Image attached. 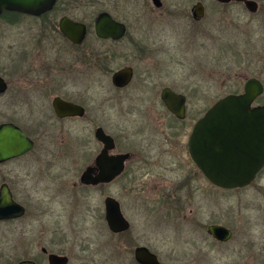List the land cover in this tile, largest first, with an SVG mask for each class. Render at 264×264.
<instances>
[{
	"label": "flooded vegetation",
	"instance_id": "flooded-vegetation-1",
	"mask_svg": "<svg viewBox=\"0 0 264 264\" xmlns=\"http://www.w3.org/2000/svg\"><path fill=\"white\" fill-rule=\"evenodd\" d=\"M253 1L257 3V9L253 12L249 11L244 3L230 2L225 4L218 0H180V2L176 0H158L157 2L154 0H56L50 10L39 15L4 10L0 14V20L10 28L15 29L26 24L27 34L19 43V47H23L21 51L17 50L15 53L2 55L0 44V127L10 125L21 129L27 138L33 142L34 147L25 155L0 162V194L5 187L14 202L25 209L23 216L0 220V223L16 222L26 218L29 212L28 207L32 206L30 203L32 199L23 201L19 197L16 189L18 183L17 169L10 168L7 170L8 172L2 173V167L24 157H30L31 163L28 164V167L32 168L34 156L40 160L39 155L40 157H44V155L47 157L48 153L45 152L50 151V149L42 148L40 145L42 138H45L42 129L45 128L48 132L54 131L56 133L59 128V134L63 132L71 134V131H74L82 134L84 140L82 137L67 136L68 141L61 146L60 154H54L51 151L52 159H59L64 166L65 164L75 166V170L83 166L82 161H90L81 171L80 184L74 183V187L78 190L73 191L75 194L74 198L72 197L73 200H78L76 195L78 196L80 192V196L88 199L95 192H103L105 189L107 191L123 179L131 185L130 188V185H125L127 191L134 193L133 182L136 180L137 173L149 174L153 170L149 168L150 164L146 151L158 149L159 145L156 146V144L159 143L161 151L155 156L156 152L154 156L158 160L160 159L161 164H164L159 167L161 172H167L176 166L178 170L184 173L187 171H191V173H188V176L184 175L185 177L180 179V182L170 183L168 188L164 189L163 192L160 191V195L154 199L153 203L146 196L147 191H152L147 183L142 186L140 184L138 188L135 187L138 190L137 193H142L141 197L147 210L149 206L152 208L150 213L159 211L160 208L167 209L165 218L172 225H176L183 218L186 223H192L195 226L192 235L195 236V239L200 237L203 242L201 245L202 255L198 253L199 256H197L200 259L204 256V250L213 251L209 247L225 250L227 246L236 243L235 231L232 227L226 226L225 222H210L204 217L197 218L196 221L192 220L193 217H178L181 208L186 207L192 201L194 202L195 199V188L192 185L193 170L211 184L193 160L190 152V139L200 119L205 118L223 98L229 95L244 94L245 87L250 80L260 83L263 88L262 93L251 104L250 108L263 107L264 79L259 74H255L244 79L242 86L241 84H235L237 87L230 85L227 94L210 102L207 97L208 87L206 89L205 85L199 89V86L193 82V73H189L188 80L190 81L185 82L183 89L171 86L162 87L158 82L162 75L167 72H162L166 69L158 66L159 62L154 60V56H159L164 48L169 46L167 41L162 38L168 36L172 32L171 29H179L177 31H180V38L182 37V41L185 40L188 50L191 52L194 47L204 49L211 39H221L225 29L224 24L227 21L226 17L230 16L228 12L234 6H238L241 12L242 10L248 12L253 25H260L264 29V0ZM121 2L126 4L125 6L136 2L139 7L120 8L116 6ZM111 3H114L115 7ZM150 3L153 7L150 6ZM104 15L120 24L121 33L112 28L107 32V37L99 36L97 24ZM147 18L155 21L153 24H157L159 39H147ZM206 19H208L207 23H205ZM64 20L83 27L84 34L81 40L73 41L62 31L61 25ZM1 38L2 31L0 29V41ZM12 46L15 48L14 45ZM170 56L171 60L175 58L174 60L177 61L176 57H172L171 54ZM187 58L191 61L193 56L188 55ZM257 63L259 65H256L255 68L259 72H264V63ZM141 64L142 67H140ZM117 75H120V79L115 82L114 79ZM165 90H170L175 95L184 98L183 118H179L171 112L164 103L162 95ZM103 93L111 96L158 94V98H153L156 102L148 106L141 103L142 105L135 107L138 102L136 99L135 103L130 105L131 108L127 107L124 115H131L130 109L145 111L144 108L147 107L144 117H148L149 121L143 124L145 127L139 132L146 134L145 128L153 124L154 136L142 135L138 142L133 137H129L126 141L119 138L109 129L112 117L107 114L108 110L92 104V102H102L98 97L104 95ZM192 93L203 97V100L206 98V102L200 110H193L195 114L191 113L190 107ZM139 100L142 101V99ZM148 111L149 114H147ZM139 116L143 118V114ZM158 124L163 127L162 134L165 135L160 138L161 142L158 141L159 138L157 137L159 131L155 128L158 127ZM116 126L119 127L120 125ZM99 129L114 141V147L107 151V156L128 155V158L124 162L123 172L112 182L96 185L83 184L81 177L88 168H93L92 175L94 177H97L101 172L97 159L103 154L105 145L97 138ZM185 134H188L186 140H184ZM93 143L94 146L89 147ZM178 152H182V155H179ZM170 166L172 167L170 168ZM48 170L50 172L56 171L53 167L48 168ZM70 171L71 168L66 166L58 174L70 173ZM173 172L174 170H171L169 173ZM29 174L27 175L29 176ZM263 174L264 167L257 178ZM212 186L230 193L248 188L227 190ZM71 191L69 190L66 194L72 196ZM65 192L64 189L56 188L55 193L48 196V203L60 201V197L62 198ZM102 195H105L103 219L106 228L111 236L119 238L120 242L117 245L122 246V252L132 256L130 264H140L136 258V251L139 248H146L156 256L159 264H164L160 252L155 249L154 245L144 244L135 239L132 222L123 207L121 198L107 194V192ZM108 198L118 202L121 213L129 224L127 230L119 233L110 230L106 220L105 206V201ZM137 201L139 202V199ZM213 225H220L229 229L231 237L226 241L216 239L209 233V227ZM64 234L65 229L60 220L55 226L45 227L44 232H41V235H44V238L41 239L44 246L41 247L38 255L33 254L32 244L29 243L30 245L26 248L28 256L22 261L51 264L50 256L56 255L67 257V264H71V257L66 251ZM198 244L199 242L195 241L192 246L197 247ZM262 250L264 249L262 248Z\"/></svg>",
	"mask_w": 264,
	"mask_h": 264
},
{
	"label": "rangeland",
	"instance_id": "rangeland-1",
	"mask_svg": "<svg viewBox=\"0 0 264 264\" xmlns=\"http://www.w3.org/2000/svg\"><path fill=\"white\" fill-rule=\"evenodd\" d=\"M176 1L180 2V0ZM111 5L114 6V3ZM125 5L122 2L116 4L120 8L139 7L136 2H132L129 6ZM150 6L153 7L152 3ZM231 8L228 12L230 16L226 17L222 38L211 39L204 49L194 47L192 52L189 51L187 43L185 40L182 41V37L179 36L180 31H177L179 29H171L172 32L162 38L167 41L169 46L165 47L159 56H154V60L159 62L158 66L166 69L162 72L168 73L163 74L158 82L162 87L171 86L183 89L185 82L190 81L188 80L189 73H193L194 84H197L199 89L206 85V89L208 87L207 97L210 102H213L218 97L227 94L230 85L231 87H237L235 84L242 86L244 79L255 74H259L264 79V72H259L255 68L256 65H259L257 62L264 63V29L260 25H253L248 12L243 10L241 12L238 6ZM147 19V39H159L157 24L155 25L153 24L155 21ZM207 21L208 19L205 23ZM26 26L23 24L20 28H10L0 20L2 55L15 53L17 50L21 51L23 47H19V43L26 37ZM170 54L172 57H176L177 61L174 60L175 58L171 60ZM188 55L193 56L191 61L188 60ZM154 97L158 98V94L140 96L104 94L98 97L102 102H92V104L108 110L107 114L112 117L111 123H113H110L109 129L119 138L126 141L129 137H133L138 142L142 135L154 136L153 124L145 128L146 134L139 132L145 127L143 124L149 121L148 117H144L147 107L144 108L145 111L130 109L131 115L129 116H124L125 110L128 106L131 108L130 105H133L136 99L138 102L135 107L142 105L141 103L147 106L151 105L156 102ZM190 97L191 113L195 114L193 110H200L206 102V98L203 100V97L194 93ZM142 114L143 118L139 116ZM155 128L159 131L157 137L161 142L160 138L165 136L162 134L163 127L158 124V127ZM58 129L56 133L48 132L45 128L42 129L45 138L40 139V145L50 151L45 152L48 153L47 157L39 155L40 160L34 156L32 168L28 167L31 158L24 157L1 169L2 173L10 168L17 169L16 189L19 197L23 201L32 199L30 200L32 206L28 207L29 212L26 218L16 222L0 223V264H15L25 260L28 256L26 248L30 244L33 247V254L38 255L41 247L44 246V242L41 240L44 235H41V232H44L47 226H55L59 220L65 229L64 240L66 251L71 257V264H130L132 256L122 252V246L117 245L120 242L119 238L111 236L106 228L103 219L105 195H102L106 192L121 198L123 207L132 222L135 239L144 244L154 245L155 249L160 252L164 264H264V250H262V248L264 249V174L260 175L250 187L230 193L218 190L207 183L195 170L192 171L194 173L192 185L195 188V199L194 202L192 201L186 207L181 208L178 217H193L192 220L195 221L197 218L204 217L210 222H225L226 226L232 227L235 231L237 240L236 243L227 246L225 250L209 247L213 251L204 250V256L200 259L197 256H199L198 253L202 255L201 245L203 242L200 237L195 239V236L192 235L195 226L192 223H186L184 218L179 220L177 226L169 224L170 222L165 218L167 209L164 208L150 213L152 208L149 206L147 210L141 197L142 193H137L138 190L135 188H138L140 184L142 186L147 183L152 191H147L146 196L153 203L154 199H157L158 195L168 188L170 183L180 182V179L191 171L184 173L176 166L173 168L170 166L171 169L168 171L174 170L173 173L161 172L159 167L164 164H161L160 159L155 157L161 151L160 144L157 143L158 149L146 151L149 168L153 170L149 174L137 173L136 180L133 182L134 193L127 191L125 185L129 186L130 184L123 179L107 191L105 189L103 192H95L88 199L80 196V192L78 196L76 195L78 200L75 201L73 200V196H75L73 191L78 189L74 187V183L80 184L81 171L90 161L83 159V166L75 170V166L67 164L64 166L59 159H52V153H61V146L68 141L67 136L82 137L84 140V136L78 132L59 134L60 129ZM185 135L184 140L188 137V134ZM93 146L94 143L89 145V147ZM178 153L182 155V152ZM66 166L71 168L70 173L59 175L61 169ZM51 167L56 171L50 172L48 168ZM56 188L66 191L62 196L63 200L60 197V201L48 203V196L54 194ZM69 190H72V196L66 194ZM195 241L199 242L197 247L192 246ZM206 252L208 253L206 254Z\"/></svg>",
	"mask_w": 264,
	"mask_h": 264
},
{
	"label": "water",
	"instance_id": "water-1",
	"mask_svg": "<svg viewBox=\"0 0 264 264\" xmlns=\"http://www.w3.org/2000/svg\"><path fill=\"white\" fill-rule=\"evenodd\" d=\"M56 0H0V14L4 10L18 11L39 15L50 10ZM157 2L158 0H154ZM221 3H244L253 12L257 3L253 0H218ZM62 31L73 41L81 40L84 34L81 25L70 21L62 22ZM121 33L120 24L112 21L107 15L102 16L97 24V32L101 37H107L111 29ZM119 33V34H120ZM120 75L115 77V82ZM262 85L250 80L242 95H229L220 100L196 124L190 139V152L196 165L201 169L210 183L222 189H241L251 185L264 167V106L250 108L255 99L262 93ZM162 99L171 112L179 118L184 116V98L165 90ZM97 138L104 143L105 150L97 159L101 169L97 177L92 175L93 168H88L81 177V182L87 185L110 183L124 169L128 155L107 156V151L114 147L113 139L101 129ZM33 142L27 138L21 129L14 126L0 127V162L20 157L30 152ZM106 220L111 231L119 233L129 228V224L121 213L119 204L112 198L105 201ZM25 209L14 202L9 191L3 187L0 194V220L21 217ZM209 233L216 239L226 241L231 237V231L220 225L209 227ZM140 264H159L156 256L146 248L136 251ZM51 264H67V257L50 256ZM18 264H35L22 261Z\"/></svg>",
	"mask_w": 264,
	"mask_h": 264
}]
</instances>
